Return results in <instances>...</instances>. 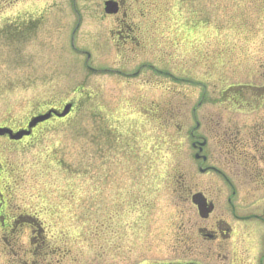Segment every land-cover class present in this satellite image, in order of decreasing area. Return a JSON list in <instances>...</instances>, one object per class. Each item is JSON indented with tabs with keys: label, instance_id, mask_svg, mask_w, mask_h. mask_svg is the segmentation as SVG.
I'll use <instances>...</instances> for the list:
<instances>
[{
	"label": "rangeland",
	"instance_id": "obj_1",
	"mask_svg": "<svg viewBox=\"0 0 264 264\" xmlns=\"http://www.w3.org/2000/svg\"><path fill=\"white\" fill-rule=\"evenodd\" d=\"M78 1L75 46L90 53L96 71L70 46L77 23L70 0H36L30 10L41 22L17 40L4 30L17 9L0 16V127L24 128L48 108L76 104L67 118L38 126L28 138L0 139L6 215L0 264L25 261L33 231L44 244L78 256L73 264H97L99 256L180 264L191 254L193 225L200 224L191 196L222 188L199 173L191 147V109L200 91L172 76L204 81L210 75L213 105L223 88L217 80L263 77L264 0H125L126 20L139 39L132 47L110 34L119 29L103 14V0ZM208 103L201 116L213 106ZM210 195L219 213L231 191ZM39 251L33 264H60L61 250L52 263Z\"/></svg>",
	"mask_w": 264,
	"mask_h": 264
},
{
	"label": "flooded vegetation",
	"instance_id": "obj_2",
	"mask_svg": "<svg viewBox=\"0 0 264 264\" xmlns=\"http://www.w3.org/2000/svg\"><path fill=\"white\" fill-rule=\"evenodd\" d=\"M111 1L118 8L114 19L119 29L111 31V35L116 34L131 45L138 39L132 36L134 25L126 20L125 0ZM71 4L75 14H79L80 2L71 0ZM31 5L36 6V0H0V16L5 9H17L9 26L4 28L5 34H12L14 39L29 35L35 22L30 18ZM20 7H24L23 13ZM230 83L225 82L221 100L216 105L208 103L213 106L205 109L203 116L200 115L203 106L196 111L195 125L191 128L196 146L205 136V151L208 147L210 150L205 173L218 179L222 189L211 186L205 194L213 209L206 218H198L200 224L193 225V251L180 264H264V206L259 202L264 200V78ZM227 190L231 195L224 208L216 213L215 202L209 196L221 192L227 196ZM78 258L72 257L71 264ZM97 259V264L162 263L149 259L137 263L114 262L121 257L114 261L103 256Z\"/></svg>",
	"mask_w": 264,
	"mask_h": 264
},
{
	"label": "water",
	"instance_id": "obj_3",
	"mask_svg": "<svg viewBox=\"0 0 264 264\" xmlns=\"http://www.w3.org/2000/svg\"><path fill=\"white\" fill-rule=\"evenodd\" d=\"M112 12V11H111ZM71 109V105L68 104L66 105L64 108H63V111L61 113L57 112V111H49L48 113L42 115V116H39V117H36V118H33L30 123L28 124V131H20V132H17L16 134H12V132L10 130H7V129H0V136H3V135H8V137L11 139V140H19L21 139L23 136H27L30 134V130L32 128H34L37 124L41 123V122H44L46 120H48L52 115L58 117V118H62L64 116H66L69 111ZM193 202L201 209L204 207V201L203 199L200 197V196H195L193 198Z\"/></svg>",
	"mask_w": 264,
	"mask_h": 264
}]
</instances>
